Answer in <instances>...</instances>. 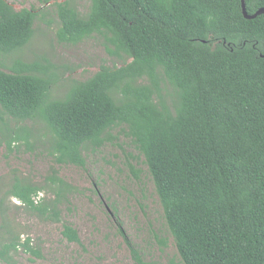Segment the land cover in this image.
I'll use <instances>...</instances> for the list:
<instances>
[{"label":"trees","instance_id":"obj_1","mask_svg":"<svg viewBox=\"0 0 264 264\" xmlns=\"http://www.w3.org/2000/svg\"><path fill=\"white\" fill-rule=\"evenodd\" d=\"M71 1L56 4L58 41L104 35L112 53L131 62L104 65L86 81L64 79L46 60L15 59L11 72L1 63L7 146L42 143L58 165H83L85 150L121 128L144 158L183 264H264V14L245 18L242 0H91L81 16ZM245 5L254 15L264 0ZM39 15L0 0V56L30 43ZM60 83L68 86L57 95ZM45 184L15 177L1 200L3 264H19L21 250L41 257L9 220L8 198L44 221L62 222L71 186L55 170ZM46 191L54 198L37 200ZM62 237L81 242L69 223ZM131 252L133 264H149Z\"/></svg>","mask_w":264,"mask_h":264},{"label":"rangeland","instance_id":"obj_2","mask_svg":"<svg viewBox=\"0 0 264 264\" xmlns=\"http://www.w3.org/2000/svg\"><path fill=\"white\" fill-rule=\"evenodd\" d=\"M7 1L17 10L34 8L40 14L30 43L13 55L0 56V64L7 72H11L15 59L27 63L46 60L57 66L64 79L86 81L104 65L121 67L131 62L124 55L113 54L114 48L104 35L96 34L78 44L59 42L56 4L66 0ZM71 2L81 16L88 15L91 0ZM67 86L60 83L56 94H63ZM27 125L36 134L46 133L43 124ZM111 135L102 147L84 151L83 165H58L42 143L28 146L20 142L10 149L0 134V202L15 177L46 185L55 170L71 186L61 205V223L36 217L16 199L6 200L13 227L23 234V240L30 238L32 246L41 253L37 257L21 250L17 256L19 264H133L131 246L146 263L183 264L166 228L144 158L123 129L116 128ZM134 169L140 170V175ZM43 197L54 195L42 192L37 200ZM64 223L78 231L80 244L62 237Z\"/></svg>","mask_w":264,"mask_h":264},{"label":"water","instance_id":"obj_3","mask_svg":"<svg viewBox=\"0 0 264 264\" xmlns=\"http://www.w3.org/2000/svg\"><path fill=\"white\" fill-rule=\"evenodd\" d=\"M242 7H243V14H244L245 18H247V19H254V18L258 17L259 15L264 14V9H261L256 14L249 15L247 13V10H246L245 0H242Z\"/></svg>","mask_w":264,"mask_h":264}]
</instances>
